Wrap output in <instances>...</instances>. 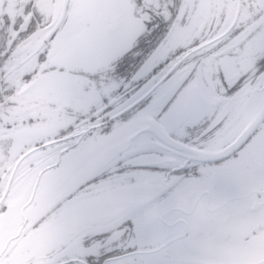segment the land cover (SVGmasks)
Here are the masks:
<instances>
[{
	"label": "flooded vegetation",
	"instance_id": "1",
	"mask_svg": "<svg viewBox=\"0 0 264 264\" xmlns=\"http://www.w3.org/2000/svg\"><path fill=\"white\" fill-rule=\"evenodd\" d=\"M46 3L0 0V262L178 264L181 256L179 264H264V137L258 141L256 134L264 123V0H131L128 46L119 40L128 24L122 21L127 0L118 12L116 1L114 6L106 4L104 26L110 36L104 37L110 55L105 66L93 67L95 74L106 76L113 94L104 102L103 113H93L86 131L60 126L55 135L40 137L32 147H20L23 140L15 147L14 136L7 132L25 122L24 113L15 115L21 120L11 117L15 98L32 87V80H40L36 69L14 77L4 67L12 51L30 48L33 37L44 30L36 44L41 43L44 52L29 57L45 58L59 29L52 31L57 15L46 10ZM135 113L144 116L142 121ZM126 119L137 129L131 135L128 126L113 131L120 133L119 139L112 137L117 142L114 151L100 163L109 168L74 186L91 181L103 184L105 191L118 187L130 193L131 186L142 185L131 184L140 178L153 196L162 189V196L138 214L129 213V203L123 201L113 216L102 215L98 223L87 225L80 215L85 207L74 200L79 189L60 193L43 215L29 220L25 211L34 182L24 194L9 198L18 169L39 170L38 176L45 174L44 185L91 129L103 134ZM243 132L247 135L240 141ZM217 141L218 148L210 147ZM54 150L57 157L51 161ZM200 153L216 160L197 162L193 158ZM219 173L216 184L211 180ZM131 201L142 205L148 200ZM63 210L83 218L77 222L79 231H24L49 226ZM41 234L33 246H16Z\"/></svg>",
	"mask_w": 264,
	"mask_h": 264
},
{
	"label": "rangeland",
	"instance_id": "2",
	"mask_svg": "<svg viewBox=\"0 0 264 264\" xmlns=\"http://www.w3.org/2000/svg\"><path fill=\"white\" fill-rule=\"evenodd\" d=\"M68 1L67 8L69 9H66L65 17L58 26V32L50 43L52 49L50 50V47L47 49L45 58L39 61L29 56L34 54L39 57L40 53L44 52L41 43L39 45L36 44L43 38L46 30L39 32L33 37V41L36 38L37 40L36 42L32 41L28 44L31 49L19 47L14 52L12 51L10 59L6 63V67H4V70H10L14 77L30 69H36L38 70L37 78L40 80L37 83L32 80V87L25 94L21 95V97L15 98L17 105L13 107L14 110L11 112V117L21 120L20 117L15 115L16 113L20 115L24 113L21 118L25 120V122H19L16 127L7 132L14 136L16 140L14 143L15 147H19L18 144L22 140L23 144L20 147H32L34 142L40 137L45 138L55 135L60 126V129L65 130L69 126H72L86 131L92 125L93 113L97 116L100 112L103 113L102 107L104 102L110 100L113 96L106 76L104 74H95L98 71L93 67L102 65L108 58V55H110L111 48L108 45L110 43L104 37L110 36L108 26H104L107 7L114 6L116 1L118 6L115 9L118 12L124 7V0H108V2L107 0ZM46 7L47 11L48 8L53 9L56 16L60 7V0H47ZM125 11L126 15L122 21H127L128 24L124 31L118 34L119 40L125 41L123 45L128 46L132 40L131 36H128V33L133 29L132 23L129 20V18L133 17L134 12L131 6V0H127ZM49 32L51 33V30ZM52 54L55 56L53 59ZM133 117L141 121L144 118L140 113H135ZM97 122L99 121L97 120ZM126 126L129 129L128 135L132 134L133 129H137V125L135 124L132 127L128 119L114 123L109 132H104L103 134H100L96 128L91 129V135L87 133V137L82 140L77 149H73L70 155L65 157V154L63 156L65 158H62L63 161L57 172L52 177L49 176L45 180L44 185L43 180L45 179V174L38 176L39 170L35 169L23 173L18 169L11 184L9 198L14 199L20 194H24L34 182L35 185L28 202L30 207L28 211H25V215H27L29 220H35L37 217L39 218L43 215L49 206L47 203H50L51 200L56 201L60 193L63 192L62 194H64L67 192L75 194L79 189L81 190L74 196V200L81 207H85L86 212H82L80 215L84 217L87 225L93 222L98 223L102 215L113 216L115 209L123 201H128L125 204L127 206L129 203V213L138 214V211L145 207L144 205L155 202L158 197L162 196V189L159 194L153 196V190L149 189L150 187L146 186L140 178H137L131 184L137 183L142 185L131 186L134 191L130 193L127 190H119L117 189L118 187H115V191H105V189L103 190L100 187L103 184L94 185L91 181L84 185V187L74 186L91 180L92 176L100 172H105L109 168V164L105 163L104 165H100V163L103 161L106 162V156L108 157L109 153L114 151L111 147L117 142L112 137L118 136L117 139H119L120 133L118 132L115 135L113 131L122 130V127ZM259 127L256 133L258 141L264 137V123L260 124ZM27 131L34 134L33 137L28 136ZM65 133L66 136L69 135V131H65ZM135 134L133 137L139 135L137 132ZM123 135L124 133L121 134V136ZM135 141L137 142L138 139ZM118 145L121 147V143ZM210 147L218 148V141ZM56 151H51L49 155L51 161L57 157ZM200 155L193 159L197 162L216 160L214 157H205L203 153H200ZM254 166L255 163L252 165V168ZM208 168V176L210 177L212 169L210 167ZM204 169H201L203 174ZM219 178L220 173L211 181L217 184L221 181ZM215 192L217 191L212 192V196ZM156 193L158 192L156 191ZM143 198L148 201L142 205H137L138 201H131L141 200ZM64 201L65 199L62 203ZM65 205L64 209L68 207L67 204ZM19 218H21V215H19ZM80 219L78 214L72 212L68 215L63 210L59 213L57 220H53V223H49V226L38 230L28 226L24 231L27 232V235L39 231L61 234L69 230L79 231L77 229V222ZM175 233L176 236L180 234L179 230L175 231ZM43 236L44 234L39 235L38 238L30 237L23 244L18 243L16 246H33L36 239L39 240ZM179 257L178 264L181 259V256Z\"/></svg>",
	"mask_w": 264,
	"mask_h": 264
},
{
	"label": "water",
	"instance_id": "3",
	"mask_svg": "<svg viewBox=\"0 0 264 264\" xmlns=\"http://www.w3.org/2000/svg\"><path fill=\"white\" fill-rule=\"evenodd\" d=\"M67 5H68V0H62L61 8L58 9V13H57V16H56L57 18H56V21H55V26L53 27V30H52V31H54L56 28H58V26H59V25L61 24V22L63 21V19H64V17H65V12H66V9H67ZM52 31H51V32H52ZM258 123H259V121H258L257 123H256V122H253V123L250 125L251 127H249L250 130H249V131L246 130V133H247V134H248V133H251V131L254 129L255 125H256V124L258 125ZM247 134H245V132H243V133L241 134V136H240V139H238V140H240V141L244 140ZM238 140H237V141H238ZM237 141H236V142H237ZM240 141H238V142H240ZM234 149H236V148H234ZM108 241L111 242V239H109Z\"/></svg>",
	"mask_w": 264,
	"mask_h": 264
},
{
	"label": "trees",
	"instance_id": "4",
	"mask_svg": "<svg viewBox=\"0 0 264 264\" xmlns=\"http://www.w3.org/2000/svg\"><path fill=\"white\" fill-rule=\"evenodd\" d=\"M0 63H2V60L0 61Z\"/></svg>",
	"mask_w": 264,
	"mask_h": 264
},
{
	"label": "snow or ice",
	"instance_id": "5",
	"mask_svg": "<svg viewBox=\"0 0 264 264\" xmlns=\"http://www.w3.org/2000/svg\"><path fill=\"white\" fill-rule=\"evenodd\" d=\"M0 264H2V262H0Z\"/></svg>",
	"mask_w": 264,
	"mask_h": 264
}]
</instances>
